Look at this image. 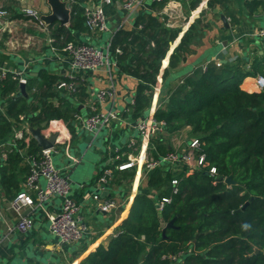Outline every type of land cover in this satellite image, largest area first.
Here are the masks:
<instances>
[{"label":"trees","instance_id":"16d2710c","mask_svg":"<svg viewBox=\"0 0 264 264\" xmlns=\"http://www.w3.org/2000/svg\"><path fill=\"white\" fill-rule=\"evenodd\" d=\"M201 1L192 0L191 9ZM166 2L155 1L154 8H162ZM218 5L227 8L228 0L208 1L209 10ZM85 12V6L76 2L69 28L50 24L58 48L79 43L74 32L87 29ZM205 15L203 11L174 49L164 81L211 27ZM180 33L179 28L166 27L159 16L140 13L133 30L122 29L114 35L111 56L117 61L118 73L138 80L135 101L130 105L133 121L142 119L149 109L162 62ZM260 73L264 76V69ZM248 76L233 64H211L207 70H196L171 92L163 89L154 118L164 125L150 138V157L156 160L176 151L170 144L171 135L191 127V138L201 141L197 155L204 154L206 164L192 171L183 165L177 170L163 164L153 171L144 166L129 216L108 246H99L81 264H264V90L250 93L242 89ZM38 78L42 89L39 95L31 94V99H37L32 108L29 98L19 94L20 84L12 76L3 81L0 93L3 106H7L6 114L0 115V144L5 143L7 154L0 164V188L12 198L22 191L29 173L22 151L42 150L34 139L29 145L21 140L10 144L15 132L21 125L44 128L51 120H63L74 135L75 115L80 114V104L90 99L89 86L82 77L75 79L79 82L75 93L58 89L62 81H70L67 76L41 69ZM27 86L32 89L31 78ZM119 164L121 161H115L109 167V183L131 187L136 167L119 170ZM212 168L216 169L214 175ZM103 174L104 170L99 179ZM229 176L236 184L225 182ZM174 180L179 181L177 194ZM163 198L172 201L160 210ZM174 219L173 226L167 227Z\"/></svg>","mask_w":264,"mask_h":264},{"label":"crops","instance_id":"0c3cea01","mask_svg":"<svg viewBox=\"0 0 264 264\" xmlns=\"http://www.w3.org/2000/svg\"><path fill=\"white\" fill-rule=\"evenodd\" d=\"M208 1L202 0L199 6L192 10V0H167L162 8H154L155 0H141L136 10L128 13L122 7L123 0H111L110 3L107 0H77L76 2L85 6L86 9L102 6L108 17L109 31L103 34L92 32L87 28L82 32H74L75 42L103 45L100 47L106 49L119 30H133L136 17L140 13H148L159 16L168 28L181 29L178 39L173 42L178 46L184 34L205 11L204 20L211 27L198 40L201 44L198 45L197 42V45L192 47L194 51L187 55L177 68L171 69L169 77L164 81L163 75L169 67L172 55L170 54L173 49L171 46L168 53L170 56L167 55L162 62L151 105L142 119L154 118L161 104L165 87L171 92L206 64L218 66L217 63L221 65L229 63L239 67L242 72L250 74L244 79L241 88L250 93L259 92L256 77L261 73L254 75L253 72L256 69L253 66L256 62L258 67L261 62L264 64V44L257 35L258 30L264 28V0H228L227 8L218 5L210 10ZM257 1L259 4L256 3ZM1 4L8 11V16L0 19V65L9 70L23 72L29 80L31 78L33 87L30 89L27 86V98L32 108L37 104V99H31V94L39 95V90L42 89L41 79L38 78L40 70L47 69L57 76H67L72 72L71 57L64 51L65 46L57 47V39L53 36L50 24H48L49 32H46L37 22L24 15L25 8L38 9L43 19L51 15L52 8L47 0H1ZM74 4L68 5L69 8L71 6V16ZM223 17L227 19V23L224 22ZM53 24L69 28L71 18L70 22L64 26L58 21ZM219 54H223L225 62L217 59ZM115 62L113 81L108 67L81 77L89 86L91 100L95 98L99 90L107 89L112 83L114 84L116 96L106 102L98 103L96 108L101 113H117L119 119L112 120L109 125L101 127L95 134L86 132L82 135V131L75 126L76 133L73 135L69 125L63 121L64 127L59 138L61 141H58L55 147V153H60L56 158L57 166L70 179L72 197L80 205L79 218L86 227L83 239L76 243H64L51 233L46 212L60 211L59 198L51 197L42 207L26 208L19 215L11 207L15 197L6 195L0 188V235L3 239L0 246V264H45L47 262L81 264L99 246H108L121 223L129 216L143 176L144 166L140 164L141 157L147 156L148 159L152 157L149 153L150 140L146 142L135 129V125L142 119L132 120L130 105L135 101L138 80L126 73L119 74L117 61ZM37 66L38 69H36ZM260 69H264V66ZM18 91L20 92V88ZM2 103L0 99V115H5L7 106H3ZM92 109L90 100L88 102L86 100L79 106V115L85 117L93 113ZM26 125L29 128L30 125ZM47 126L45 125L44 128ZM104 130L107 131L106 134L99 138ZM88 135L93 137L86 143ZM190 135L191 127H184L171 135V146L174 150L187 148L192 140ZM76 138L81 140L84 147L78 146L75 153H72V143ZM99 139L102 145L95 146ZM12 142L13 140L9 143L12 144ZM0 146L5 152L3 150L5 143ZM57 146L60 147L57 148ZM90 152L91 158L85 163L84 159ZM117 155L121 156L119 161L122 164L134 162L132 167H136L135 178L139 179L136 187V180L131 187L113 182L99 184L101 172L115 163ZM4 160L6 159H2L0 164ZM24 162L26 165V160ZM120 177L121 175L118 176ZM25 180L21 186L22 190L25 188ZM40 184L44 186L45 181L41 179ZM30 194L37 198L34 192ZM95 195H99L100 199H95ZM109 199L116 202V208L105 212L100 206ZM120 208H122L121 212ZM21 217H32L35 221L33 229L25 233L19 232L16 225Z\"/></svg>","mask_w":264,"mask_h":264},{"label":"built area","instance_id":"2783aa9c","mask_svg":"<svg viewBox=\"0 0 264 264\" xmlns=\"http://www.w3.org/2000/svg\"><path fill=\"white\" fill-rule=\"evenodd\" d=\"M68 5L76 3L77 0H62ZM141 0H123L122 7L128 13H133ZM163 1V0H155ZM108 3L111 0H107ZM71 9V6H70ZM24 15L37 22L39 27L46 32H49V25L41 17L40 12L36 8H25ZM8 16V11L4 9L0 0V19ZM86 27L96 33H106L109 31L108 17L102 6L93 8H87L85 12ZM257 35L261 38L264 44V28L258 30ZM54 41L53 39H50ZM111 45L112 39L108 44L107 48H102L93 44L85 43H67L64 47V51L71 57L72 72L67 75L70 81H62L58 85V89H65L70 93L78 91V81L75 79L85 75L97 72L102 68L108 67L110 72L111 80L115 76L113 67L116 66L115 60L111 56ZM118 53L121 51L118 49ZM221 66V63H217ZM112 68V69H111ZM208 64L203 66V70H207ZM12 76L13 79L18 80L19 84H28L29 78L20 71L9 70L0 65V93L3 88V81L8 77ZM256 86L258 91L264 90V76L259 74L256 77ZM116 96L115 86L112 83L107 89L99 90L95 98L90 100L93 113L82 117L79 114L75 115L76 121H80V130L87 131L88 133H97L99 129L105 125H109L112 120L119 119L117 113H101L97 110L98 103L106 102L109 99H113ZM95 106V107H94ZM164 122H157L155 118H145L139 121L135 125V129L142 135L146 142H149L151 136L159 126H163ZM64 122L63 120H51L46 128L43 129V133L47 138H50L53 134H58L57 144L61 132L63 131ZM24 141L27 145L32 140V135L27 125H21V128L15 132L13 142L16 144L17 141ZM201 141L199 139H192L187 148L183 150H176L169 152L160 159H148L147 156L143 159V166H146L148 171H153L157 167L163 164H168L172 168L176 169L179 165L187 166L191 171L197 168V166H205L206 160L205 155L201 154L198 157L200 151ZM0 146V150H1ZM56 147V146H55ZM55 147L53 149H42L39 153H30L28 148L25 149L23 155L29 166V173L25 180V188L17 194L12 200L11 207L19 215L23 213L26 208H40L42 207L51 197H57L60 199V211L58 213L46 212V217L49 222V229L51 233L56 236L61 242L64 243H76L83 239L86 231L85 225H83L79 218L80 205L72 197L71 189L72 184L68 177H66L60 168L55 164L53 153L56 152ZM7 154L2 152L0 155V161L6 159ZM121 160V156H115V161ZM134 160V159H133ZM134 165V162L121 163L117 166L119 170L130 168ZM178 169V168H177ZM212 175L216 174V169L212 168ZM112 176V170L107 168L104 170V174L99 179V184L104 185L109 183V179ZM45 181V185L40 184V180ZM179 184L178 180L173 181L174 194L179 192L177 188ZM100 185V186H101ZM30 192H34L37 196L35 199ZM95 199L99 200L100 196L95 195ZM172 199L163 198L159 205V209L162 210L166 203H170ZM101 210L110 212L116 208V202L114 200H107L101 203ZM35 221L32 217H21L17 222L16 229L19 232L25 233L33 229ZM2 237L0 235V246L2 244ZM173 260H177L176 256L172 257Z\"/></svg>","mask_w":264,"mask_h":264},{"label":"water","instance_id":"95a60500","mask_svg":"<svg viewBox=\"0 0 264 264\" xmlns=\"http://www.w3.org/2000/svg\"><path fill=\"white\" fill-rule=\"evenodd\" d=\"M47 1L52 8V14L47 16V17H44L45 22L47 24H52V23L58 21V22H60V24L62 26L68 24L70 22V18H71V9L68 7V4L62 0H47ZM223 18H224V22L227 23V19L225 17H223ZM171 46L173 49L170 52V54L173 53L177 44L171 43ZM170 54H168V57L170 56ZM217 59H219L222 62H225L223 54H219ZM19 94L25 95L28 97L27 85H24V84L20 85ZM29 131H30L33 139L37 142V144L40 148L45 149V150L46 149H53L57 145L58 134H53L50 138H47L45 136V134L43 133V129L41 127H32V126H29ZM92 137L93 136L88 135L86 137V143L89 142L90 139H92ZM225 182L229 186L236 184V181L233 179L232 176H229L228 178H226ZM174 221H175V219L172 220L171 222H169L167 227H172L174 224ZM164 233H165V230H164ZM256 251L258 252L259 250H256ZM45 264H58V263L47 262Z\"/></svg>","mask_w":264,"mask_h":264},{"label":"rangeland","instance_id":"374dc122","mask_svg":"<svg viewBox=\"0 0 264 264\" xmlns=\"http://www.w3.org/2000/svg\"><path fill=\"white\" fill-rule=\"evenodd\" d=\"M107 33V32H106ZM104 34V33H103ZM201 44V42H198V45H200ZM93 45H96V46H99L98 44H93ZM100 46H103V45H100ZM263 66H264V64L261 62L260 64H259V67L257 66V68H256V71H254L253 72V74L255 75L256 73H258V72H260V68H263ZM36 69H38V66L36 67ZM73 125L75 126V128H77L78 130L80 129V127H81V124H80V121H74L73 122ZM87 131H85V130H83L82 132H81V135H82V133H86ZM106 130H104L102 133H100V136H99V138H101V137H103V135L104 134H106ZM180 141H182V139L180 138ZM102 144H101V142H100V139L96 142V144H95V146H101ZM78 146L79 147H84V145L83 144H81V140L80 139H78V138H76V139H74L73 140V143H72V147H71V151H72V153H75V151H76V148H78ZM60 146H57V148H59ZM86 149H84V151H85ZM60 154V153H59ZM58 153L56 154V153H53V158H54V161H55V164H56V166H57V163H56V158L58 157V155H59ZM91 152L90 153H88L87 154V156H86V158L84 159V161H85V163L91 158ZM143 157H141V162H140V164H142L143 163ZM58 167V166H57ZM135 180H136V178H135ZM138 181H139V179H138ZM136 187V186H135Z\"/></svg>","mask_w":264,"mask_h":264},{"label":"clouds","instance_id":"9594fccd","mask_svg":"<svg viewBox=\"0 0 264 264\" xmlns=\"http://www.w3.org/2000/svg\"><path fill=\"white\" fill-rule=\"evenodd\" d=\"M245 227H248L247 225H245Z\"/></svg>","mask_w":264,"mask_h":264},{"label":"bare ground","instance_id":"6f19581e","mask_svg":"<svg viewBox=\"0 0 264 264\" xmlns=\"http://www.w3.org/2000/svg\"><path fill=\"white\" fill-rule=\"evenodd\" d=\"M137 186V185H136Z\"/></svg>","mask_w":264,"mask_h":264}]
</instances>
